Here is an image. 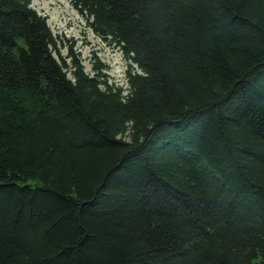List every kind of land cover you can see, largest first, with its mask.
I'll return each instance as SVG.
<instances>
[{
    "label": "trees",
    "instance_id": "trees-1",
    "mask_svg": "<svg viewBox=\"0 0 264 264\" xmlns=\"http://www.w3.org/2000/svg\"><path fill=\"white\" fill-rule=\"evenodd\" d=\"M72 1L127 87L0 0V264H264V0Z\"/></svg>",
    "mask_w": 264,
    "mask_h": 264
},
{
    "label": "rangeland",
    "instance_id": "rangeland-1",
    "mask_svg": "<svg viewBox=\"0 0 264 264\" xmlns=\"http://www.w3.org/2000/svg\"><path fill=\"white\" fill-rule=\"evenodd\" d=\"M58 1L56 5L44 9L51 0H30V7L39 16L45 18L56 41L57 53L54 54L55 58L61 62V57L66 60L68 66H71V60L68 58L72 54L88 75L95 76L94 66L96 65L101 69L100 81L106 82L113 88L125 90L127 87L126 74L131 62L122 50L114 43L107 42L98 36L90 27L91 21L75 7L72 0H67L69 11L60 15V23L56 21L55 10L64 11V6L61 5L62 0ZM71 15L75 16V19ZM68 76L72 79L70 71H68Z\"/></svg>",
    "mask_w": 264,
    "mask_h": 264
},
{
    "label": "bare ground",
    "instance_id": "bare-ground-1",
    "mask_svg": "<svg viewBox=\"0 0 264 264\" xmlns=\"http://www.w3.org/2000/svg\"><path fill=\"white\" fill-rule=\"evenodd\" d=\"M58 2H59L58 0H51L50 3H47V5H45L44 9H49L51 5H56ZM61 2H62L61 5L64 6V9L62 8L64 11H63V12H60L59 10H55V9H54V10H55V15H56L55 19H56V21H58L59 23H60V19H61L60 15L65 14L67 11H69V7L67 6L68 1H67V0H62ZM61 11H62V10H61ZM70 12H71V11H70ZM71 17H72L73 19H75V16L73 17V15H71ZM57 19H58V20H57ZM59 25H60V24H59Z\"/></svg>",
    "mask_w": 264,
    "mask_h": 264
}]
</instances>
